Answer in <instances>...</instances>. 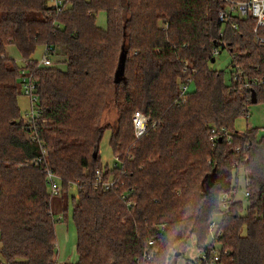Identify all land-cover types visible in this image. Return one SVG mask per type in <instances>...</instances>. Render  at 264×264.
Returning a JSON list of instances; mask_svg holds the SVG:
<instances>
[{"label": "trees", "instance_id": "trees-1", "mask_svg": "<svg viewBox=\"0 0 264 264\" xmlns=\"http://www.w3.org/2000/svg\"><path fill=\"white\" fill-rule=\"evenodd\" d=\"M66 3L58 12L47 0H0V261L178 264L191 237L206 245L209 224L221 214L219 241L230 250L225 264H264V134L260 127L239 132L234 126L246 105L264 101L263 92L255 91L254 102L252 93L248 99L238 83L225 82L223 70L210 67L217 59L212 51L221 45L238 54L249 76L264 79V44L256 39L264 37V27L256 32L251 14L236 18L237 27L221 23L224 0ZM102 11L108 16L105 29L97 24ZM46 44L65 48V68L37 67L33 55ZM7 45L30 61L47 109L41 138L51 151L38 166L27 162L41 147L21 118V65L7 56ZM185 61L194 88L178 102ZM110 101L119 114L117 127L102 124ZM136 110L157 121L137 140ZM223 127L231 130L232 144L226 136L212 140L213 129ZM108 129L114 153L124 161L121 188L133 192L131 210L122 190L94 188L96 169L112 170L100 160ZM236 163L248 172V207L240 199L225 214L220 196L234 186ZM47 170L62 178V201H68L73 183L82 186L73 209L77 261L57 259L58 220ZM152 238L155 251L148 244ZM152 250L153 259L145 258Z\"/></svg>", "mask_w": 264, "mask_h": 264}, {"label": "built area", "instance_id": "built-area-1", "mask_svg": "<svg viewBox=\"0 0 264 264\" xmlns=\"http://www.w3.org/2000/svg\"><path fill=\"white\" fill-rule=\"evenodd\" d=\"M56 11L61 12L66 6V0H47ZM226 1L227 5L225 8L221 9L219 19L221 23L228 24L233 23V26L237 27L236 25V18H247L249 14L253 15L256 18V28L255 31L258 32L259 29L264 27V0H224ZM166 26V24L164 25ZM257 42L259 45L264 44V37L257 34L256 36ZM222 45L226 46L227 44L222 41ZM44 47V55L41 60H34L37 63V67H49L54 65V55L55 49L50 44H46ZM222 46H217L212 51V54L215 57H218L221 52ZM232 55V82L238 83L243 90L246 92L248 99H251L250 96L253 91L257 89L262 90L263 97H264V79L260 77H252L249 76L247 70L240 64L238 54H231ZM22 61L25 62L21 66L20 70V90L26 95L32 104V109L27 111L25 118V128L30 133L31 138L34 141H38L41 147V154L29 161L30 164L38 166L42 164L44 159L48 156L51 149L45 145V142L41 138V128L43 124L46 122L45 112L46 107L41 103V96L38 90V83L37 80L30 68V61L22 58ZM185 67L183 68L182 77L179 81V95H178V102L186 101L188 98V94L192 88V84L194 81V76L191 75L188 70V61L184 62ZM249 106H245V116H249ZM133 130L135 135V140L140 139L148 134L150 131L151 126H155L157 121L153 120L152 115L149 113H145L141 110H136L133 114ZM264 132V128L262 129ZM226 136L227 141L230 144L233 143L231 130L223 127L220 131L217 129H213V136L212 140ZM239 150V148L237 149ZM116 165L115 169H110V173L106 174L105 169L98 168L95 171V182L94 188H100L104 191H121L123 185L125 184L123 178L126 175L125 167L123 166V159L119 153L115 154ZM238 164V163H237ZM46 181L49 190L52 192L53 195H60L61 194V187H62V178L61 176L55 174L51 170L46 171ZM248 183V182H247ZM73 185L77 186V188H81L82 186L76 182ZM72 185V186H73ZM249 183L246 185V189L244 192L245 198H248L250 195V191L248 189ZM133 192L130 191H121V199L124 203H126L129 210L134 207L135 202L132 201L131 195ZM239 188L236 187L232 189L230 192H225L220 196V203H221V212L227 213L229 212L231 206L242 198H238ZM166 226L163 224L159 227L160 234H164L166 231ZM209 228L212 233V241L210 244H207L203 247H199V254L196 256L197 264H225L226 258L230 253V250L227 248L225 249L222 245V242L219 241V238L223 234V230L219 227V222L212 218V221L209 224ZM157 239L152 238L148 241V244L153 250L157 246ZM147 251L144 254V257L152 260L154 251ZM0 264H6L0 261Z\"/></svg>", "mask_w": 264, "mask_h": 264}, {"label": "rangeland", "instance_id": "rangeland-1", "mask_svg": "<svg viewBox=\"0 0 264 264\" xmlns=\"http://www.w3.org/2000/svg\"><path fill=\"white\" fill-rule=\"evenodd\" d=\"M98 20L97 24L99 27H102L103 29L107 26V20L108 16L106 15V12L102 11L97 14ZM165 25V24H162ZM9 45L6 46V48ZM8 49V48H7ZM55 49V55L54 60L57 66L61 69L66 67L65 62V48L62 46L60 48H54ZM44 55V47L42 45L38 46V49L33 55V59L41 60ZM7 56L9 58H12L8 51ZM13 59V58H12ZM16 60V59H14ZM19 65L25 64V62L22 61V57L18 58L16 60ZM54 63V64H55ZM231 63H232V55L227 49L221 50L219 56L217 57L215 62H211L210 67L215 70H223L224 71V78L225 82L229 85L232 84V69H231ZM194 85L192 86L190 92L193 90ZM22 91V90H21ZM18 105L20 107V113L21 118L25 119L27 111H30L32 109V104L30 99L24 95L23 92H21L19 98H18ZM249 116H239L234 124L235 130L239 132H246L249 129H252V127H260L261 133L264 134L262 129L264 128V101L259 100L257 103H251L249 106ZM118 111L116 109L115 103L110 101L109 105H107L105 111L103 112V125L111 124L114 127H117V121L119 119ZM113 131L111 129L106 130L102 140H101V149H100V160L103 167H109L108 169H115L116 165V159H115V153L113 150V146L111 145V137H112ZM129 148V147H128ZM127 148V149H128ZM126 149V150H127ZM128 151H126L127 153ZM235 166L238 167V164L236 163ZM237 179L234 181V186L232 189L238 187L239 188V194L238 198H242L244 200L245 208L248 207V198H245L244 192L246 189V185L248 184V172L244 167H242L239 164V167L237 168ZM124 186V185H123ZM230 192V191H228ZM69 197L68 201H62L61 195H53L52 197V204H53V210L55 213V218L62 220L64 218V223L67 226V240L64 241L65 247L67 249L66 254L67 258H70L71 255L75 254V259H72L71 261H77L78 260V254H76V243L78 241L79 233L77 232L75 220L73 218V209H74V201H77L79 196V189L77 186L73 185L69 191ZM67 211H64V210ZM245 212V210H243ZM65 214V215H64ZM62 218V219H61ZM214 218L220 222L221 220V214H217L214 216ZM126 220V219H125ZM59 222V221H58ZM212 241V233L209 229V232L207 234L206 238V245L210 244ZM66 242V243H65ZM189 246L187 250L184 252L183 255H179L180 259L178 264H197L196 256L199 254V239L196 236H193L188 241ZM57 247V246H56ZM58 248V247H57Z\"/></svg>", "mask_w": 264, "mask_h": 264}, {"label": "crops", "instance_id": "crops-1", "mask_svg": "<svg viewBox=\"0 0 264 264\" xmlns=\"http://www.w3.org/2000/svg\"><path fill=\"white\" fill-rule=\"evenodd\" d=\"M7 48H8L7 51L9 53V55L13 59L17 60L18 58L22 57L20 50H18V48H16L14 45H9ZM57 220L59 221L56 224V233H57L56 246L58 247V258L57 259L59 262L70 261L72 259H75L76 255L73 254L70 256V258H67V254H66L67 249L65 247L64 241L67 240L68 228L64 223V218L62 220H60V219H57ZM76 254H77V252H76Z\"/></svg>", "mask_w": 264, "mask_h": 264}, {"label": "water", "instance_id": "water-1", "mask_svg": "<svg viewBox=\"0 0 264 264\" xmlns=\"http://www.w3.org/2000/svg\"><path fill=\"white\" fill-rule=\"evenodd\" d=\"M255 91H253V97H254V102H256L257 101V97H256V95H255ZM220 140H222V138H220ZM215 176H216V174L215 173H212L211 175H210V179H211V181H210V183L208 184L209 185V187L211 186V184H212V182H213V180L215 179ZM180 254H178V256H179Z\"/></svg>", "mask_w": 264, "mask_h": 264}]
</instances>
